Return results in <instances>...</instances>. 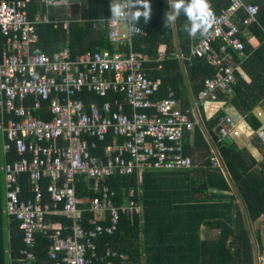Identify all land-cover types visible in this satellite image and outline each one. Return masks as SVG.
Masks as SVG:
<instances>
[{
  "label": "built area",
  "instance_id": "1",
  "mask_svg": "<svg viewBox=\"0 0 264 264\" xmlns=\"http://www.w3.org/2000/svg\"><path fill=\"white\" fill-rule=\"evenodd\" d=\"M229 1L230 5L215 16L216 23L209 36L201 37L199 45L192 49V57L205 58L215 68V74L205 80L198 97V104L205 111L221 108L215 101L216 91L228 95L235 91L236 69L228 50L232 48L243 55L245 46L238 37L240 30L234 18L244 10L248 15L245 24L257 23L258 6L246 4L244 0ZM30 2L0 0V33L7 39L0 62L3 150L13 145L20 156L29 154V159L5 163L2 167L6 211L22 220L26 233L27 248L22 251V264L38 261L35 253L38 231H43L51 239L48 254L56 264H114L116 259L125 260L126 255L111 249L107 253H98L97 239L105 233H115L122 214L134 221L135 215L141 213L142 204L133 190L126 204L117 203L116 191L107 186L101 190L100 180L115 175L126 176L135 169H190L193 164L183 154L182 140L185 132L199 123L198 109L194 107L184 113L174 99L151 100L160 82L151 81L145 73L144 63L148 57L143 52L132 49L129 54H123L104 50L72 56L70 48L64 47L52 54L32 53L31 46L37 40L36 25L43 20L40 16L29 17L27 8ZM66 2L40 0L44 6ZM96 22H92L94 27ZM104 22L109 27L111 40L116 43L132 44L133 37L143 34L139 26L134 31L123 33V22L117 23L111 18ZM219 40L223 44L216 51L213 43ZM38 60H43V63ZM109 74H114L113 80L105 77ZM241 76L245 78V75ZM84 90L100 97H107L110 93L124 95L134 113L132 116L127 114L125 103L116 98L114 101L120 106L119 111L113 110V102H107L102 107L104 112L92 104L89 114L84 102L76 98L77 93ZM28 99H32L29 107L25 104ZM44 103H49V119L35 116ZM150 110L155 113L149 115ZM219 131L223 136L239 137L244 131L252 133V128L245 117L237 114L226 116ZM111 132L115 142L105 150L104 160L92 156L91 149L95 145H89V138L104 141ZM256 135L264 143L262 128ZM119 136H125L127 142L124 145L119 144ZM26 141L33 143L27 145ZM61 141L65 142L64 146L59 145ZM211 163L213 167L222 169L216 155L212 156ZM23 173L30 174L35 186L36 196L28 201L21 200V189L15 186L18 176ZM80 176L92 179L90 189L98 192L89 198L93 216L89 218L87 228L82 217L85 210L81 203L84 199L76 195ZM45 178L52 179L48 202H45L41 188ZM50 214L70 217L72 231L60 227L50 232L51 225L47 221Z\"/></svg>",
  "mask_w": 264,
  "mask_h": 264
},
{
  "label": "trees",
  "instance_id": "2",
  "mask_svg": "<svg viewBox=\"0 0 264 264\" xmlns=\"http://www.w3.org/2000/svg\"><path fill=\"white\" fill-rule=\"evenodd\" d=\"M209 1L212 2L215 16L230 5L229 0ZM244 1L259 8L257 23L245 24L248 15L244 10L233 20L240 30L238 37L241 35L240 39L246 44V57L242 58L233 51L232 53L246 78L235 71V91L228 95L218 90L215 92V101L225 100V105H231L233 111L248 120L252 128L253 145L263 159L261 162L256 161L248 148L240 147L232 141L235 136H223L219 131L226 116L232 114L225 115L220 108L210 118L204 115V107L198 104V97L205 80L215 74V69L205 63L203 58H192L191 47L194 41L183 28L187 23L186 17L181 14L174 26L166 27V12L171 11L168 0H149L151 18L147 23L141 20L137 25L146 34L143 36L140 33L133 37V46L136 51L147 54L149 60L144 63V67L149 77L160 81L158 90L151 97L153 102L168 98L179 99L183 110L189 111L193 107L198 109L200 121L192 132H185L183 140V154L190 156L196 167L192 166L185 171L135 169L126 176L115 175L100 180L101 190L107 186L116 191L117 203L128 202L129 199L125 198L133 190L136 199L142 204L141 213L135 215L134 221L122 214L115 233H105L97 239L98 253H107L111 249L126 255L125 260L116 259L114 264H256L248 221L253 224L264 215V144L256 135L260 121L255 115L257 107L264 111V0ZM110 3L111 0H90L83 6L80 16L97 20L96 27L91 23L81 25L73 22L69 34H66L62 25L55 27L49 23L37 24L38 40L33 45V51L51 53L68 36L72 56L88 51L101 53L105 49L117 52L118 49L110 38L109 27L104 22L111 15ZM30 5L29 17L33 18L38 9L36 0ZM123 24L125 23H122V32L129 33L128 26L124 30ZM247 35L255 38L259 46L253 48L245 37ZM160 46H167L169 52L165 57L160 54ZM213 47L218 49L219 44L213 43ZM121 50H126L127 53L132 48L129 45L121 46ZM187 77L190 85L186 82ZM199 80L200 87L193 90L191 84L194 85ZM124 97L114 93L100 97L84 90L77 93L76 98L84 102L86 109L91 103L103 107L104 103L113 101V108L119 111L120 106L114 100L120 98L126 103L127 99ZM28 100L32 105V99ZM184 102L186 104L183 105ZM125 105V111L132 116L133 108L128 102ZM48 107L49 103H44L35 116L49 119ZM154 113V110L149 111V115ZM2 140L0 132V168L5 163L29 159V154L20 156L13 145L10 149L3 150ZM114 140L111 132L104 141H90L96 144L91 149L92 156L102 157L104 149ZM125 140V136H119L118 142L124 145L127 142ZM26 143L29 145L33 141ZM213 155L220 159L223 170L213 167ZM92 182V179L80 176L76 186V195L84 199L81 207L85 210L82 216L85 228L89 226L88 220L93 216L89 198L98 193L90 189ZM51 184L50 178L41 182L45 202L50 201L48 188ZM15 186L21 189L22 201L35 198V186L29 173L20 174ZM47 221L51 225L50 232L60 227L72 231V219L64 214H50ZM202 225L218 229V237L202 238ZM25 237L22 220L6 211L3 173L0 169V264L23 263L22 251L27 248ZM51 244L48 235L43 231L37 232L35 253L38 261L35 264H56L48 254Z\"/></svg>",
  "mask_w": 264,
  "mask_h": 264
},
{
  "label": "crops",
  "instance_id": "3",
  "mask_svg": "<svg viewBox=\"0 0 264 264\" xmlns=\"http://www.w3.org/2000/svg\"><path fill=\"white\" fill-rule=\"evenodd\" d=\"M5 1H8V2H12V1H19V0H5ZM33 0H31L30 4L32 3ZM90 0H67L66 3H58V4H55V5H50V6H44L40 3V0H36V3L38 5V9H37V13L35 14V16L33 18H35L36 16H40L41 19L43 20L42 22L38 23V24H41V23H49V24H54L55 27L57 26H63V28L67 31L66 34H69V31H70V26L73 22L75 23H79L81 25H85V24H89L93 21H97V20H94V19H85L83 17L80 16V13H81V10L83 8V6ZM211 3V7H212V2ZM29 4L28 8H27V12L28 10H31V5ZM28 15H29V12H28ZM45 18V20H44ZM66 23L68 24L66 26ZM236 23L238 24V22L236 21ZM36 31V30H35ZM37 34V33H36ZM146 33L143 32V36L145 35ZM240 38H242V36L240 35L239 36ZM248 40V42L251 44V46L253 48H256L259 46V43L255 40V38L253 37H250L249 35L245 36ZM250 37V38H249ZM193 39V44H192V47L191 49H193V47H197L201 41V37L200 36H197L196 38H192ZM37 40H38V35H37ZM37 40L32 44L31 46V51L32 53H45V52H36V51H33V45L37 42ZM112 41V40H111ZM197 41V42H196ZM242 41V39H241ZM6 42H7V39L5 36H3L1 33H0V62H1V59H2V55H3V52L6 48ZM113 42V41H112ZM221 42L223 43L222 40H219L216 44H219V47L218 49L215 48L216 51H219L220 50V45H221ZM243 42V41H242ZM116 46V48L118 49L117 52H121L123 54H128L130 53L127 52L126 53V50L125 51H122L121 50V46L123 47H127L128 45L130 46V48L134 49V46H133V43L130 44V43H127V44H120V43H116V42H113ZM244 43V42H243ZM244 46L246 48V44L244 43ZM64 47H69L70 48V41H69V37L67 36L65 41L60 43L58 49H54V51H52L51 53H48V54H52L58 50H61L63 49ZM245 48H244V51H243V55H241L239 52L233 50L232 48H229L228 50V55L229 57L231 58V63L233 64L234 68L236 69V71L240 74V75H244V73L241 71V68H240V65H237L236 62H235V59H234V55L232 53L233 52H236L238 53L242 58H245L246 55L244 54L245 52ZM107 50V49H105ZM135 50V49H134ZM104 51V50H103ZM111 51V50H110ZM136 51V50H135ZM159 51H160V54L161 56L165 57L167 55V53L169 52L168 49H167V46H160L159 48ZM113 52V51H112ZM142 52V51H140ZM144 53V52H143ZM145 54V53H144ZM147 55V54H146ZM191 55H192V51H191ZM148 57V56H147ZM192 58H196V57H192ZM205 59V58H203ZM149 60V58H148ZM147 60V62H148ZM146 62V63H147ZM205 63L208 64L207 60L205 59ZM209 65V64H208ZM210 66V65H209ZM212 67V66H210ZM185 68V67H183ZM213 69H215L214 67H212ZM144 71L145 73L147 74L148 78L151 80V81H159V80H152L150 77H149V74L148 72L145 70V67H144ZM188 76V75H187ZM107 78L109 80H113L114 79V74H109L107 76ZM246 78V77H245ZM160 82V81H159ZM186 82L190 85V81L188 80V77L186 79ZM204 83V82H203ZM201 85V80H199L198 82H194V85L191 84V87L193 88V90H197ZM126 99V97H124ZM120 100L121 103H125V100L122 101L120 98H118ZM177 103H178V106H179V109L183 112H188V109L187 110H183L182 109V104H181V100L179 99H176ZM113 102V101H112ZM126 103H127V100H126ZM125 103V104H126ZM92 104L93 105H97L98 108H100V110L102 109L101 106H99L97 103H91L90 106L88 107L87 109V112L90 114L91 113V109H92ZM186 104V102L183 103V105ZM218 106L221 107V109L225 112V115L226 113H230L232 115H237L239 114L238 112H236L235 110L233 111V108L231 107V105H225V100H221L219 101V103H217ZM26 106L29 107L30 106V101L28 100L27 103H26ZM194 108V107H193ZM191 108V109H193ZM190 109V108H189ZM190 109V110H191ZM113 110L115 111V109L113 108ZM189 110V111H190ZM261 112V115H257V112ZM218 111H205L204 110V115L207 116V117H212L214 114H216ZM49 115V118L50 117V114ZM255 115L256 117L258 118V120L260 121V126L259 128H262L264 130V111L260 108V107H257L256 110H255ZM40 117V116H38ZM197 117L198 119L201 118L200 114H199V111H198V114H197ZM44 119V118H43ZM248 122V120H247ZM248 124L250 125V123L248 122ZM193 130V129H192ZM191 131H188V132H192ZM1 132V131H0ZM252 133H249L248 131H244L240 134L239 137H234V140L232 138V141L235 142L238 146L240 147H246L249 149V153L251 154V156L258 162H261L263 157L261 155V153L259 152V150L253 145V140H252V136H251ZM1 136H2V139H3V135L1 133ZM183 140H184V137H183ZM182 140V143L184 145V142ZM90 141H100L99 139H96V138H89V141H87L89 143L90 146H93L96 144L95 143H91ZM258 141V140H257ZM261 141V140H260ZM115 142V141H114ZM114 142L111 144L113 145ZM264 144V143H263ZM60 146H64L65 145V142L61 141L59 143ZM110 145V146H111ZM109 147V146H108ZM107 147V148H108ZM2 148H3V140H2ZM107 148L104 149V155L102 157H99L100 159H103L105 158V150H107ZM191 160L192 158L190 156H188ZM194 157V156H193ZM212 158V157H211ZM192 163H193V160H192ZM4 165V164H3ZM3 165L1 166V172L3 173V170H2V167ZM196 167V165H194L193 163V168ZM188 170V169H187ZM176 171H185V170H176ZM176 171H167V172H176ZM3 183H4V179H3ZM128 199V196H126L125 200ZM121 203H124L126 204L127 201L125 202H121ZM248 228L250 230V233H251V236H252V245H253V248H254V256H255V263L256 264H264V215L261 216L258 220H256L253 224L250 223V221H248ZM201 230H202V238L204 239H216L220 233V231L218 229H215V228H210V227H207L205 225H202L201 226ZM258 235V236H257Z\"/></svg>",
  "mask_w": 264,
  "mask_h": 264
},
{
  "label": "clouds",
  "instance_id": "4",
  "mask_svg": "<svg viewBox=\"0 0 264 264\" xmlns=\"http://www.w3.org/2000/svg\"><path fill=\"white\" fill-rule=\"evenodd\" d=\"M168 5L171 11L166 12V27L174 26L183 14L187 19L183 28L190 38L209 36L216 23L215 12L209 0H168ZM151 11L149 0H111L110 3V18L117 23L124 22L129 31H134L141 20L147 23L151 18ZM38 62L43 63V60ZM221 165L223 170V164Z\"/></svg>",
  "mask_w": 264,
  "mask_h": 264
},
{
  "label": "rangeland",
  "instance_id": "5",
  "mask_svg": "<svg viewBox=\"0 0 264 264\" xmlns=\"http://www.w3.org/2000/svg\"><path fill=\"white\" fill-rule=\"evenodd\" d=\"M125 28H126V24H123V29L125 30Z\"/></svg>",
  "mask_w": 264,
  "mask_h": 264
},
{
  "label": "bare ground",
  "instance_id": "6",
  "mask_svg": "<svg viewBox=\"0 0 264 264\" xmlns=\"http://www.w3.org/2000/svg\"><path fill=\"white\" fill-rule=\"evenodd\" d=\"M185 113V112H184Z\"/></svg>",
  "mask_w": 264,
  "mask_h": 264
}]
</instances>
